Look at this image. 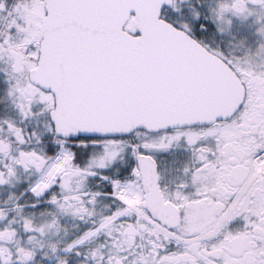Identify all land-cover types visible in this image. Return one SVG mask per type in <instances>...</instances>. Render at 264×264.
I'll return each mask as SVG.
<instances>
[{
    "label": "snow or ice",
    "instance_id": "1",
    "mask_svg": "<svg viewBox=\"0 0 264 264\" xmlns=\"http://www.w3.org/2000/svg\"><path fill=\"white\" fill-rule=\"evenodd\" d=\"M0 264H264V0H0Z\"/></svg>",
    "mask_w": 264,
    "mask_h": 264
}]
</instances>
